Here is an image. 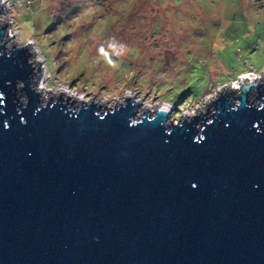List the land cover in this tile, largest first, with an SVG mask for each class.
<instances>
[{
    "label": "water",
    "instance_id": "95a60500",
    "mask_svg": "<svg viewBox=\"0 0 264 264\" xmlns=\"http://www.w3.org/2000/svg\"><path fill=\"white\" fill-rule=\"evenodd\" d=\"M5 10L0 264H264V74L176 123L163 104L136 116L128 92L41 102V62Z\"/></svg>",
    "mask_w": 264,
    "mask_h": 264
},
{
    "label": "rangeland",
    "instance_id": "374dc122",
    "mask_svg": "<svg viewBox=\"0 0 264 264\" xmlns=\"http://www.w3.org/2000/svg\"><path fill=\"white\" fill-rule=\"evenodd\" d=\"M3 1L12 42L41 62V102L61 90L112 108L128 92L142 99L136 116L167 104L176 123L264 74V0Z\"/></svg>",
    "mask_w": 264,
    "mask_h": 264
},
{
    "label": "bare ground",
    "instance_id": "6f19581e",
    "mask_svg": "<svg viewBox=\"0 0 264 264\" xmlns=\"http://www.w3.org/2000/svg\"><path fill=\"white\" fill-rule=\"evenodd\" d=\"M45 74H46V73H45ZM250 76H255V75H249V77H250ZM254 79H257V77L255 76V78H254ZM42 86H43V85L41 84L39 88H42ZM36 91H38V92H39V90H37V89H36ZM41 91H42V90H41ZM66 91H67V90H66ZM65 93H66L68 96H70V95H71V96H74V95H72V94H71V93H69V92H65ZM41 94H42V93H41ZM209 97H211V96H208V98H209ZM74 98H75V97H74ZM208 98H207V99H208ZM211 98H213V97H211ZM163 105H166V106H168L167 104H163ZM188 113H190V112H188ZM186 118H187V117H186Z\"/></svg>",
    "mask_w": 264,
    "mask_h": 264
},
{
    "label": "built area",
    "instance_id": "2783aa9c",
    "mask_svg": "<svg viewBox=\"0 0 264 264\" xmlns=\"http://www.w3.org/2000/svg\"><path fill=\"white\" fill-rule=\"evenodd\" d=\"M250 75H253V73H249Z\"/></svg>",
    "mask_w": 264,
    "mask_h": 264
},
{
    "label": "trees",
    "instance_id": "16d2710c",
    "mask_svg": "<svg viewBox=\"0 0 264 264\" xmlns=\"http://www.w3.org/2000/svg\"><path fill=\"white\" fill-rule=\"evenodd\" d=\"M38 70H39V68H38Z\"/></svg>",
    "mask_w": 264,
    "mask_h": 264
}]
</instances>
